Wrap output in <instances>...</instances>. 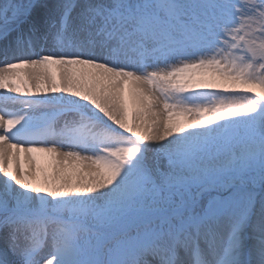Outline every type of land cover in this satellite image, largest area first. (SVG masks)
I'll return each mask as SVG.
<instances>
[{
  "label": "snow or ice",
  "instance_id": "1",
  "mask_svg": "<svg viewBox=\"0 0 264 264\" xmlns=\"http://www.w3.org/2000/svg\"><path fill=\"white\" fill-rule=\"evenodd\" d=\"M0 264H264V0H0Z\"/></svg>",
  "mask_w": 264,
  "mask_h": 264
},
{
  "label": "bare ground",
  "instance_id": "2",
  "mask_svg": "<svg viewBox=\"0 0 264 264\" xmlns=\"http://www.w3.org/2000/svg\"><path fill=\"white\" fill-rule=\"evenodd\" d=\"M40 165L44 168L51 170L52 161L46 157H40Z\"/></svg>",
  "mask_w": 264,
  "mask_h": 264
}]
</instances>
